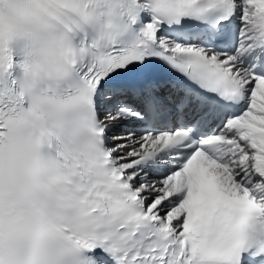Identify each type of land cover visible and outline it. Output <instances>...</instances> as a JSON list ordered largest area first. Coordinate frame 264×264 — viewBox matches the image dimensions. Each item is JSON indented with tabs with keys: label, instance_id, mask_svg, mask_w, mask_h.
Returning <instances> with one entry per match:
<instances>
[{
	"label": "snow or ice",
	"instance_id": "obj_1",
	"mask_svg": "<svg viewBox=\"0 0 264 264\" xmlns=\"http://www.w3.org/2000/svg\"><path fill=\"white\" fill-rule=\"evenodd\" d=\"M0 264H264V0H0Z\"/></svg>",
	"mask_w": 264,
	"mask_h": 264
}]
</instances>
